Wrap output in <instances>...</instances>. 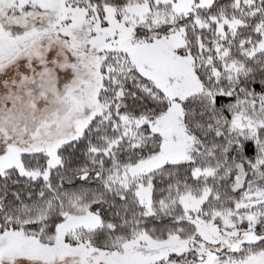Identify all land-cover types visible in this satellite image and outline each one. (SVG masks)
<instances>
[{
    "label": "snow or ice",
    "instance_id": "snow-or-ice-1",
    "mask_svg": "<svg viewBox=\"0 0 264 264\" xmlns=\"http://www.w3.org/2000/svg\"><path fill=\"white\" fill-rule=\"evenodd\" d=\"M0 264H264V0H0Z\"/></svg>",
    "mask_w": 264,
    "mask_h": 264
}]
</instances>
